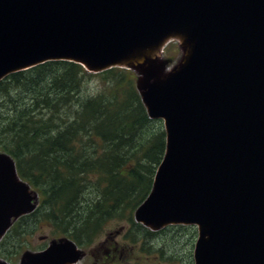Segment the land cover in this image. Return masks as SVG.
I'll list each match as a JSON object with an SVG mask.
<instances>
[{"label":"water","instance_id":"water-1","mask_svg":"<svg viewBox=\"0 0 264 264\" xmlns=\"http://www.w3.org/2000/svg\"><path fill=\"white\" fill-rule=\"evenodd\" d=\"M171 39L184 55L168 70ZM51 60L138 71L149 117L164 120L165 154L136 222L196 225L194 264H264V0H0V80ZM38 202L0 151V240ZM81 253L61 238L20 263Z\"/></svg>","mask_w":264,"mask_h":264},{"label":"trees","instance_id":"trees-1","mask_svg":"<svg viewBox=\"0 0 264 264\" xmlns=\"http://www.w3.org/2000/svg\"><path fill=\"white\" fill-rule=\"evenodd\" d=\"M132 73L121 67L93 73L74 61L52 60L0 80V150L40 195L38 207L3 237L1 257L14 261L9 246L41 221L85 247L110 220L123 219V241L146 252L157 247L162 260L174 256L152 243L158 233L187 228L196 235L191 225L152 231L134 220L152 190L166 132L160 119L149 117ZM95 77L103 87L91 94L87 85Z\"/></svg>","mask_w":264,"mask_h":264},{"label":"rangeland","instance_id":"rangeland-1","mask_svg":"<svg viewBox=\"0 0 264 264\" xmlns=\"http://www.w3.org/2000/svg\"><path fill=\"white\" fill-rule=\"evenodd\" d=\"M183 55L184 49L176 39L168 41L165 48L163 47L161 51V57L170 64L168 70L173 68L181 60ZM131 70L133 73L129 75V78L132 77L135 79L134 86L136 91H138L136 79L139 73L132 68ZM94 79L96 80L89 82L87 85L88 92L91 94L97 93L103 87V83L99 78L95 77ZM104 84L106 85V82H104ZM137 93L142 100L139 91ZM160 120L163 122L162 119ZM126 225L127 223L123 219L110 220L104 225L100 235H98L92 243L86 245L84 248L80 247L82 250V257L75 264H184L186 260L194 264L193 251L198 238L197 226L195 229L196 235L192 234L191 230L187 228H170L164 233H158L155 238L151 239L152 243H160L162 246L166 247L164 253L174 256L173 260H162L161 257L163 255H159L157 247H153L154 251L146 252L139 249L137 245L133 243V246L132 244L128 246L121 236ZM166 227H171V225ZM24 229H26V227H24ZM61 238L68 237L54 234L50 224L41 221L37 223V226H35L33 230H29L28 228L27 234L24 237L16 238L8 248L13 254L15 253L14 261L6 260L11 262V264H21V258L26 251H41L48 247L52 240H59ZM176 256L178 258L177 260ZM2 259L5 258L0 257V260Z\"/></svg>","mask_w":264,"mask_h":264},{"label":"flooded vegetation","instance_id":"flooded-vegetation-1","mask_svg":"<svg viewBox=\"0 0 264 264\" xmlns=\"http://www.w3.org/2000/svg\"><path fill=\"white\" fill-rule=\"evenodd\" d=\"M81 248H84V247H81Z\"/></svg>","mask_w":264,"mask_h":264}]
</instances>
